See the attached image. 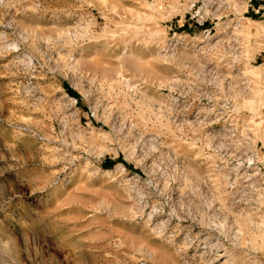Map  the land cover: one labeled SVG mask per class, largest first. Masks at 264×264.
Instances as JSON below:
<instances>
[{"label":"rangeland","instance_id":"374dc122","mask_svg":"<svg viewBox=\"0 0 264 264\" xmlns=\"http://www.w3.org/2000/svg\"><path fill=\"white\" fill-rule=\"evenodd\" d=\"M216 1L0 0V264H264V0Z\"/></svg>","mask_w":264,"mask_h":264},{"label":"bare ground","instance_id":"6f19581e","mask_svg":"<svg viewBox=\"0 0 264 264\" xmlns=\"http://www.w3.org/2000/svg\"><path fill=\"white\" fill-rule=\"evenodd\" d=\"M211 1V0H210ZM214 1V0H213ZM206 2H208V1H206ZM215 2L217 3L218 1H216L215 0ZM219 3V2H218ZM217 3V5L216 6H218L219 4ZM222 3V2H221ZM212 4V3H211ZM216 6H215V8H216ZM220 7V6H219ZM177 42H172V45L173 46H169L168 47V49L166 50V51H164V53L162 54V56L164 57V56H167V53H168V51H172L173 49H174V47L177 45L176 44ZM130 57H133V55H131ZM134 57H136L135 55H134ZM127 59V61H126V63L128 62V65L132 68V69H134V70H141V66L139 65V63H137L136 61H138V60H133V59H135V58H126ZM215 69V68H214ZM238 79V78H237ZM244 105V104H243ZM241 106V105H240ZM234 107H236V106H233L232 107V109H234ZM243 107V106H242ZM245 107V106H244ZM232 112V111H231ZM233 113V112H232ZM257 113V112H256ZM236 119V118H235ZM210 123V122H209ZM244 130V129H243ZM264 137V136H263ZM241 140V139H240ZM256 156V155H255ZM263 162V161H262ZM241 167V166H240ZM248 168V167H247ZM248 171V170H247ZM256 172V171H255ZM245 180V179H244Z\"/></svg>","mask_w":264,"mask_h":264}]
</instances>
